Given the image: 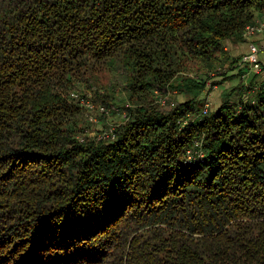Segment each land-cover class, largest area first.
Instances as JSON below:
<instances>
[{"label": "trees", "instance_id": "obj_1", "mask_svg": "<svg viewBox=\"0 0 264 264\" xmlns=\"http://www.w3.org/2000/svg\"><path fill=\"white\" fill-rule=\"evenodd\" d=\"M262 21L264 0H0V264H264V81L199 104ZM71 93L122 113L113 139Z\"/></svg>", "mask_w": 264, "mask_h": 264}, {"label": "rangeland", "instance_id": "obj_2", "mask_svg": "<svg viewBox=\"0 0 264 264\" xmlns=\"http://www.w3.org/2000/svg\"><path fill=\"white\" fill-rule=\"evenodd\" d=\"M213 75V74H212ZM248 75V74H247ZM247 75H244L242 79L240 78L241 84H248L249 83V77ZM191 78L194 76H190ZM219 77H213L212 80H209L207 82L208 87L207 89L199 95V104L200 108L202 110L203 106L205 104L209 105V109H215L216 106H218L220 102V96L222 92L226 89L223 90V85L221 84V80H217ZM178 79V78H177ZM225 81V80H223ZM239 81V83H240ZM238 82V80H235L234 82H231V86L235 85ZM211 83H215L214 85H211ZM192 95L195 94V92L191 93ZM115 98L117 99V104L119 106L123 105L125 103V96L120 92V91H115L114 92ZM87 99L91 102L94 103V100L91 98V96L87 97ZM171 101H177V102H183L185 100V96L182 94H175L174 92L171 93L170 95ZM95 104V103H94ZM97 105V104H95ZM200 110V111H201ZM122 113L120 111L118 112H110L108 115L105 116H100L98 113H94L93 116L95 117V122H89V127L87 129V132L89 135L93 136H102L103 134L107 133L109 129H111L114 125L120 123L123 121V116L121 115Z\"/></svg>", "mask_w": 264, "mask_h": 264}, {"label": "crops", "instance_id": "obj_3", "mask_svg": "<svg viewBox=\"0 0 264 264\" xmlns=\"http://www.w3.org/2000/svg\"><path fill=\"white\" fill-rule=\"evenodd\" d=\"M250 44L255 45L256 48L258 49L257 58L260 65L259 72L250 71L251 69L249 65L239 64L242 55L249 52ZM222 46L223 49L226 51V53L229 55V57L236 62L233 66L229 65L224 67V73L226 74V78L219 77L217 79L222 81L221 84L223 85V90L241 84L242 80L240 81V78L242 79V77L247 74L248 77L249 75L251 76L249 78L250 80L251 79L255 80L254 82L264 81V38L263 37L254 36L252 38L247 39L242 36V40L240 41H236L234 39L225 40L222 43ZM235 80H238V82L235 85L231 86L230 83L234 82Z\"/></svg>", "mask_w": 264, "mask_h": 264}, {"label": "built area", "instance_id": "obj_4", "mask_svg": "<svg viewBox=\"0 0 264 264\" xmlns=\"http://www.w3.org/2000/svg\"><path fill=\"white\" fill-rule=\"evenodd\" d=\"M254 36H261L264 38V21L259 22L255 25H251L245 28V31L243 33V37L244 38H252ZM257 53H258V49L256 48L255 45L250 44L249 45V52L242 55L239 64L240 65H249L250 66V71H254V72H259L260 71V65L258 62V58H257ZM71 99H73L74 101H76L79 105L85 107L88 110H97L98 114H103V115H108L109 111L100 106V105H95L94 103H91L88 99H84V98H79L77 94L75 93H71L70 94ZM207 110V105L204 106L203 109V113H205ZM88 120L89 122H95V117L93 115H89L88 116ZM186 121H184L183 123L185 124ZM101 137L103 138H110L113 139V135L111 133V131L103 134Z\"/></svg>", "mask_w": 264, "mask_h": 264}]
</instances>
